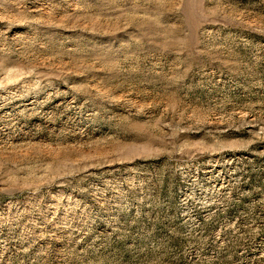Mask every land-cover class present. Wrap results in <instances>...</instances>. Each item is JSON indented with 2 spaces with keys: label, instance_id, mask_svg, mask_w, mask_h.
<instances>
[{
  "label": "rangeland",
  "instance_id": "374dc122",
  "mask_svg": "<svg viewBox=\"0 0 264 264\" xmlns=\"http://www.w3.org/2000/svg\"><path fill=\"white\" fill-rule=\"evenodd\" d=\"M0 264H264V0H0Z\"/></svg>",
  "mask_w": 264,
  "mask_h": 264
}]
</instances>
